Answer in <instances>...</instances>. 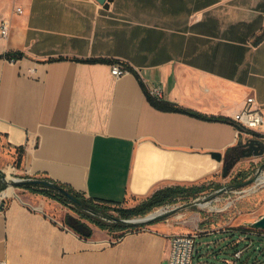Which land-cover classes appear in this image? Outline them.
Returning a JSON list of instances; mask_svg holds the SVG:
<instances>
[{
  "label": "crops",
  "instance_id": "0c3cea01",
  "mask_svg": "<svg viewBox=\"0 0 264 264\" xmlns=\"http://www.w3.org/2000/svg\"><path fill=\"white\" fill-rule=\"evenodd\" d=\"M4 19L0 139L22 177L132 208L160 189L225 178L238 149L264 136L233 121L249 96L264 112V0H0ZM119 62L131 72L114 76ZM154 87L161 103L231 121L158 108ZM10 189L0 192L7 264H169L171 238L189 233L159 221L111 240L88 222L86 238L63 204Z\"/></svg>",
  "mask_w": 264,
  "mask_h": 264
},
{
  "label": "rangeland",
  "instance_id": "374dc122",
  "mask_svg": "<svg viewBox=\"0 0 264 264\" xmlns=\"http://www.w3.org/2000/svg\"><path fill=\"white\" fill-rule=\"evenodd\" d=\"M239 155H242V149ZM11 156L9 149L0 139V171L9 180H16L14 187L20 188L15 184L30 182L32 179L20 176L17 169L10 167L12 164L16 165ZM226 175L225 178H217L219 181L183 187L184 193L172 197L145 215L126 219L117 211H110L108 215H97L90 209H83L82 212L113 226L111 229L100 228L111 240H116L125 231V228H114L116 223L126 226L138 225L142 229L154 222L164 221L170 225L185 227L187 232H197L199 235L196 238L194 264L205 261L218 264H264V230L252 227L254 222L264 216V160L254 162L251 156H247ZM191 188L198 190L191 192ZM63 206L61 209L67 213L66 218L68 215H74V212L73 217L90 223L78 212L75 203ZM162 212V216L144 223H128L114 219L141 221L140 219L151 218L157 215L155 213ZM237 250L244 252L240 260L234 256Z\"/></svg>",
  "mask_w": 264,
  "mask_h": 264
},
{
  "label": "trees",
  "instance_id": "16d2710c",
  "mask_svg": "<svg viewBox=\"0 0 264 264\" xmlns=\"http://www.w3.org/2000/svg\"><path fill=\"white\" fill-rule=\"evenodd\" d=\"M262 38H264V36ZM5 57L8 58L9 60H11V59L17 60V59H20L21 57H23V54L21 52L20 53H8L7 55H5ZM147 95H148L149 100L151 101V103L154 106L161 108V109H164V110L185 112V113L191 114L193 116H197V117L204 118L207 120L231 121V119H229V118L209 117V116L204 115V114L188 111V110L181 109V108H178V107H175L172 105L161 103V101H159L158 99L151 96L149 92L147 93ZM240 151H241V149L239 148L237 153H236V156L233 157L231 160H229V162H227V164L225 165V168H224V173L227 174L234 167V165L240 160V158L243 155V150H242V155H239ZM20 163H21V157H19L18 161H16V164L18 166H20ZM0 175L2 177V181L0 182V192H1L8 187V183L3 180L4 175L1 171H0ZM31 179L32 180L30 182L25 181L23 183L15 184V186L20 187V188H26L33 193L41 194L43 196H46L52 200H55V201L61 203L63 205H70L73 202L70 199H68V197H66L61 192L62 189L66 190L67 192L75 195L80 200V204H76L78 212L82 213V216L85 219H87L90 223L95 224L96 226H98L101 229H111V228H113V226L107 225L106 223H103L102 221L96 220L91 215L84 214L82 212L83 209H90L94 214H97V215L100 213H104V214L108 215V214H110L109 213L110 211H117V212H120L122 214L123 218L129 219V218L134 217V216L145 215V214L149 213L150 211H152L155 207L163 205L172 197H174L180 193L185 192L184 191L185 189H182L183 187H181V186H177L175 189H171V188L160 189V190L156 191L147 200L140 203L139 205L132 207V208H125L121 205V203H118V202L108 201V200H104V199L88 198L83 193L78 192L75 189H73V188H71L65 184L58 183L55 181H51L50 179L45 178V177H43V178L42 177L41 178H31ZM40 180L47 181V182L53 184L54 187L49 188V187H46L44 185L36 183V181H40ZM190 190H191V192H193L195 190H198V188H191ZM114 219L117 220L118 218H114ZM66 224L69 227L73 228L75 231H77L79 234H81V236L89 238L93 235L92 227H90L86 222H83V221H81V220H79V219H77L71 215L67 216ZM122 226H124V227H122ZM114 228H125V231L121 235L118 236L121 238L126 233H128L130 231L139 230L140 226H138V225L137 226H134V225L126 226V225H122L121 223H116V225H114Z\"/></svg>",
  "mask_w": 264,
  "mask_h": 264
},
{
  "label": "built area",
  "instance_id": "2783aa9c",
  "mask_svg": "<svg viewBox=\"0 0 264 264\" xmlns=\"http://www.w3.org/2000/svg\"><path fill=\"white\" fill-rule=\"evenodd\" d=\"M16 12L18 14H23L22 8H17ZM11 35V22L7 19L2 20L0 24V38L8 39ZM11 62L16 60L11 59ZM131 72L125 64L119 62L112 66V74L116 77H122ZM151 96L156 99H161L163 92L160 88L154 87L149 90ZM233 121L242 129L253 132H261L264 127V112L261 107L256 105V100L254 97H248L244 107L238 111L233 116ZM264 141V136L260 137ZM264 159V155L262 157ZM13 170H16V165L12 164L10 166ZM5 178V177H4ZM2 177L0 175V181ZM5 180L8 182L10 188L12 183H9L8 178ZM16 183V180H15ZM14 184V183H13ZM6 196H0V212L5 208ZM157 214V213H155ZM162 213H159L152 218L156 219L162 216ZM64 227V226H63ZM66 229H69L68 226H65ZM199 234L197 232L181 233L176 234L171 238V249L169 254V264H194L195 259V248H196V238ZM241 240L243 238L241 237ZM243 250H237L234 253L236 259L240 260L243 257ZM0 264H7L6 261L0 259ZM198 264H218L210 261L198 262Z\"/></svg>",
  "mask_w": 264,
  "mask_h": 264
},
{
  "label": "water",
  "instance_id": "95a60500",
  "mask_svg": "<svg viewBox=\"0 0 264 264\" xmlns=\"http://www.w3.org/2000/svg\"><path fill=\"white\" fill-rule=\"evenodd\" d=\"M100 3H105L107 0H98ZM243 155L245 157L247 156H255V157H263L264 155V141L261 139H250L247 143H245L243 145ZM213 156L218 158L219 160L222 159V155L220 153H213ZM7 179V177H5ZM252 181H249V183ZM36 183L44 185L46 187L52 188L54 187L53 184L47 182V181H36ZM12 186H14V184L12 183ZM61 192L68 197V199H70L73 203L75 204H80V200L73 194L67 192L66 190H61ZM118 221H123V222H128V223H144V222H148V221H152L154 220V218H143L140 219L141 221L138 220H131V221H126V220H122V219H117ZM252 227L254 229L257 230H264V216L261 217L260 219H258L256 222H254L252 224Z\"/></svg>",
  "mask_w": 264,
  "mask_h": 264
},
{
  "label": "bare ground",
  "instance_id": "6f19581e",
  "mask_svg": "<svg viewBox=\"0 0 264 264\" xmlns=\"http://www.w3.org/2000/svg\"><path fill=\"white\" fill-rule=\"evenodd\" d=\"M8 181H9V183H14V182H15V181H11V180H9V179H8ZM12 188H13V187H12ZM12 188L10 189V191H13ZM10 191L5 192L4 194L6 195V194L9 193ZM157 214H158V213H157ZM148 218H149V217H148Z\"/></svg>",
  "mask_w": 264,
  "mask_h": 264
}]
</instances>
